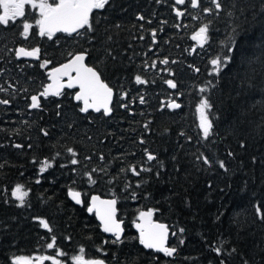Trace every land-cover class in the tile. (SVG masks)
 <instances>
[{
	"label": "trees",
	"instance_id": "obj_1",
	"mask_svg": "<svg viewBox=\"0 0 264 264\" xmlns=\"http://www.w3.org/2000/svg\"><path fill=\"white\" fill-rule=\"evenodd\" d=\"M173 2L110 0L93 15L95 31L83 37L59 33L52 41L38 36L25 41L19 36V20L10 28L0 26V69L4 70L0 85L11 83L35 93L48 82V69H41L39 61L17 60L10 49L39 46L42 59L52 60L49 67L70 58L68 53L86 49L88 62L117 93L110 117L79 113L72 99L75 90L67 89L65 96L42 101V111H29L22 91L10 106L0 105V264H11L15 256L53 255L56 249L46 247L52 235L57 237V248L67 253L61 257L65 264H72L70 258L79 254L81 246L87 258L103 257L110 264H220L221 259L227 264H243L244 260L264 264V221L254 207L264 206V0H223L219 16L189 8L182 18L175 16ZM208 2L204 0L205 6ZM140 15L144 21L137 19ZM195 15L199 19H193ZM34 16L32 12L28 21L35 22ZM209 21V43L190 52L191 35ZM152 29L157 30L156 44L151 43ZM218 55H230L231 61L219 76L209 75L210 60ZM163 58L169 59V65L159 64ZM153 60L158 68L145 71L144 62ZM165 68L175 75L162 71ZM137 74L155 83L136 85ZM165 79L176 80L178 88L169 89ZM208 81L215 87L199 93ZM121 90L129 93L130 100L122 102L129 103L131 113L116 103ZM139 94L145 96L146 104L134 99ZM201 96L209 98L213 115L218 117L213 120L217 134L207 141L197 128L195 106ZM0 98L12 97L0 93ZM169 99L182 107L161 110V102ZM57 103L62 105L60 117L55 114ZM149 121L146 132L143 125ZM41 129L48 130L49 136H43ZM140 138L146 140L144 145L139 144ZM14 143L24 148H14ZM68 147L77 151L78 165L69 163ZM145 147L157 155L156 161L144 163ZM229 151L234 155L229 157ZM200 153L213 161L212 167L197 162ZM101 154L104 161L99 159ZM88 156L92 159H85ZM45 158L53 166L41 174L38 162ZM221 159L227 172L215 163ZM131 163L144 164L152 171L139 177L120 171ZM92 168H106L105 173L94 174L95 185L84 175ZM128 183L131 187L125 190ZM16 184L30 190L24 207H17L18 202L10 197ZM69 187L82 193V204L67 195ZM94 192L115 193L118 198V217L125 226L122 243H111L114 237L102 231L94 212L87 211ZM133 192L136 199L131 197ZM149 208L158 209L155 219L166 222L171 233L177 232L170 234V245L178 250L173 257H164L139 242L136 218L140 210ZM34 217L47 219L53 232L43 229ZM179 228L185 231L180 234ZM221 244L229 251L236 248V253L217 256L211 246Z\"/></svg>",
	"mask_w": 264,
	"mask_h": 264
},
{
	"label": "snow or ice",
	"instance_id": "obj_2",
	"mask_svg": "<svg viewBox=\"0 0 264 264\" xmlns=\"http://www.w3.org/2000/svg\"><path fill=\"white\" fill-rule=\"evenodd\" d=\"M163 0H157V3H161ZM110 4V0H0V26L4 28H10L16 25L19 20L20 31L19 36L25 40L29 41L34 37L46 38L52 41L57 34H66L68 37H72L74 34L76 36L83 37L89 32H94L95 28L93 26V15L97 10H104L106 6ZM182 6V7H177ZM175 16L177 18H182L188 13V9L200 10L207 16H219V14L224 9L223 0H209L208 6H205L204 0H174L171 5ZM31 10V11H29ZM36 13L34 16L35 24L28 21V16ZM232 13H229L231 15ZM193 19H199V15L192 17ZM138 20L144 21L145 17L140 15L137 17ZM151 23V20L147 21ZM164 23H167L166 21ZM210 25L211 21L208 23H203L198 29L191 35V40L196 42L198 48H204L210 41ZM119 27V25H117ZM143 27V25H141ZM174 27L179 28L180 25L176 24ZM83 30V31H82ZM163 29H161L162 31ZM152 44L157 43V30L152 29L150 33ZM141 40L144 39L143 36L139 37ZM111 39V37H109ZM91 42V38L89 40ZM234 42V37L230 38L228 47V52L231 53L233 48L231 44ZM151 51V49H149ZM197 48H191L190 52H196ZM13 52L15 59L20 60L22 58H31L33 60L39 61V67L41 69H48L46 84H42L40 90L35 93H29L27 88L17 89L14 84L8 83L7 87L0 85V93H5L6 95H11V99L0 98V105L10 106L12 100L15 98L18 92L25 93V99H27V108L31 110H43L42 101L49 100L50 97L59 98L65 96L67 90H76L72 96V99L78 104V111L81 114H88L89 112H94L101 114L104 117H110L114 111V97L117 95L116 90L106 82L103 78L101 71L97 67L89 66L85 61L89 56L88 50H81L75 53H68L70 57L67 62L60 64L58 67H52L49 69V65L52 64L50 59H42L41 48L39 46H18ZM108 55L111 56L112 53L109 51ZM146 55V54H145ZM115 60L116 57L112 56ZM231 61L230 55H218L210 60L211 71L209 75L219 76L222 69L227 66ZM170 61L168 58H163L159 60V64L169 65ZM171 63H176V61H171ZM190 67H192L190 65ZM157 61L153 60L151 63L148 61L144 62V70L157 69ZM199 72V68L194 69ZM3 69H0V75L3 74ZM162 71H167L169 75L174 76L175 73L169 69L165 68ZM134 83L136 85H148L149 83H155V81H149V79L144 76L137 74L134 77ZM169 89L175 90L178 88V83L174 79H165L163 81ZM209 87H215L212 81H208L207 85L199 87V93L203 94L209 90ZM11 90V92H10ZM134 99H137L139 104L144 105L147 103L145 96L139 94ZM130 96L127 91L121 90L119 92V107L128 110L131 113L129 103H123L122 101H129ZM182 105L176 102L175 99H169L166 103L161 102V110L169 109L176 110L180 109ZM213 104L207 96H201L198 103L195 106V112L198 119L197 128L201 135L202 140H209V138L217 133L214 132V122L213 120L218 117H214L212 109ZM62 105L56 104V116L60 117L62 111L60 110ZM142 114V113H141ZM91 122V121H89ZM27 123V121H25ZM150 123H145L143 125L145 131H150ZM71 127V125H69ZM43 136H49V131L46 129H41ZM184 135V133H181ZM91 139V137H89ZM190 140L191 137H188ZM139 144L144 145L146 140L143 138L139 139ZM244 145L241 144V147ZM12 147L21 149L24 148L23 144L14 143ZM31 148L32 145L27 146ZM67 153L72 157L69 161L71 165H78L80 161L76 158L78 153L75 149L68 147L66 149ZM143 154L145 157L144 163H150L157 160V155L149 151L148 148L143 149ZM60 153L57 152L56 156ZM135 155V153H132ZM234 154L229 151L228 156L231 157ZM55 159V158H53ZM87 160H91L92 157H85ZM101 161H104L105 157L103 154L99 156ZM197 162L202 163L205 166L212 167L213 161L204 153H200L196 157ZM33 163H37L33 160ZM39 172L42 174L46 172L49 168L53 166L52 161L48 158L39 161ZM218 167L225 172L228 171L226 162L224 160H217L215 162ZM67 165H61V167H66ZM3 165L0 164V168ZM75 171V169H73ZM121 172H130L133 176L139 177L142 172H151L150 167L144 166V164L131 163L127 168H121ZM106 168H92L91 171H87L84 175L87 177V181L91 185L97 183V179L94 174L105 173ZM159 176V172L156 173ZM36 183H40L39 180ZM111 183V181H109ZM131 187L128 183L125 185V190ZM136 187H140L137 183ZM30 190H26L24 185L16 184L10 191V197L17 201V207H24L26 203V198L29 195ZM67 195L71 200L75 201L76 204H82V193L69 187ZM132 199L137 198V194L133 192L131 194ZM5 200V203H8ZM117 199L115 198V193H113L112 199H101L98 195H93L91 197L90 206L87 208L89 213L95 212L96 217L100 221V226L102 231L105 233H110L114 239L111 241L113 244L122 243V233L124 229L122 227L123 221L117 219ZM256 216L264 221V206L257 204L254 205ZM158 209L149 208L146 211L140 210L136 218L135 227L139 232V242L146 249H152L156 253H162L164 257H173L177 253V248L168 246L169 237V226L167 224L159 223L153 219L155 213ZM38 224L47 232L52 233L53 229L50 226L47 219L42 217H34ZM185 231L183 228H179L178 232L182 234ZM173 236L177 235V232L171 233ZM66 239H71L67 237ZM57 237L52 235L50 237V242L47 243L46 247L48 249H56L53 255H39L35 257L28 256H15L11 260V264H45V261H50L51 264H65V261L59 259V257H64L67 255L64 251L60 250L56 246ZM180 244L184 243L183 239H180ZM108 243V241H104ZM211 250L216 253L217 256H231L236 253L237 249L232 248L230 251L225 249L223 245L211 246ZM97 251L103 252V248H98ZM85 248H79V254L71 256L72 264H106L104 259L100 258H86ZM220 264H227L225 259L220 260ZM243 264H249L248 260H244Z\"/></svg>",
	"mask_w": 264,
	"mask_h": 264
},
{
	"label": "water",
	"instance_id": "obj_3",
	"mask_svg": "<svg viewBox=\"0 0 264 264\" xmlns=\"http://www.w3.org/2000/svg\"><path fill=\"white\" fill-rule=\"evenodd\" d=\"M68 60V59H67ZM67 60H65V61H63V62H61V63H59V64H56V65H54V66H52V67H58L60 64H62V63H65V62H67ZM89 66H93L92 64H90V63H88V61H87V59H86V61H85ZM52 67H50V68H52ZM49 68V69H50ZM49 82V81H48ZM47 82V83H48ZM107 82V81H106ZM108 83V82H107ZM110 85V84H109ZM111 86V85H110ZM112 87V86H111ZM115 90V89H114ZM93 195H98V196H100L101 197V199H112L113 198V196H107V195H102V194H100V193H97V192H94V193H92L91 195H90V198H89V205H88V207L90 206V201H91V197L93 196ZM116 199H117V197H115ZM82 200H83V195H82ZM75 202V201H74ZM116 208H117V213H116V215H117V219L118 220H121V221H123L122 219H120L119 217H118V211H119V208H118V199H117V205H116ZM95 213V212H94ZM96 215V214H95ZM98 219V218H97ZM155 221H157V222H159V223H163V224H167L166 222H163V221H160V220H158V219H155V218H153ZM98 221H99V219H98ZM100 222V221H99ZM168 225V224H167ZM122 227H123V229H124V232L122 233V237H123V235H124V233H125V226H124V221H123V224H122ZM102 229V228H101ZM170 232H171V229H170V227H169V235H170ZM106 234H108V235H111L110 233H106ZM121 237V238H122ZM167 243H169V237H168V242ZM168 246H169V244H168ZM98 258H100V259H104V258H102V257H98ZM105 260V259H104ZM106 261V260H105ZM106 264H110V263H108L107 261H106Z\"/></svg>",
	"mask_w": 264,
	"mask_h": 264
},
{
	"label": "rangeland",
	"instance_id": "obj_4",
	"mask_svg": "<svg viewBox=\"0 0 264 264\" xmlns=\"http://www.w3.org/2000/svg\"><path fill=\"white\" fill-rule=\"evenodd\" d=\"M196 42H194V44H192V48H196ZM26 189V188H25ZM27 190V189H26ZM39 255H43V254H34V255H22V256H28V257H35V256H39ZM87 258V257H86ZM59 259H62L61 257H59ZM63 260V259H62ZM45 264H51L50 261H45Z\"/></svg>",
	"mask_w": 264,
	"mask_h": 264
},
{
	"label": "flooded vegetation",
	"instance_id": "obj_5",
	"mask_svg": "<svg viewBox=\"0 0 264 264\" xmlns=\"http://www.w3.org/2000/svg\"><path fill=\"white\" fill-rule=\"evenodd\" d=\"M30 23H33V24H35V22H30Z\"/></svg>",
	"mask_w": 264,
	"mask_h": 264
}]
</instances>
